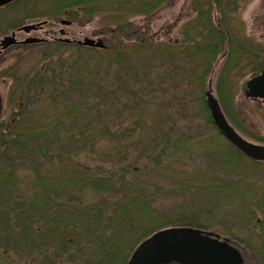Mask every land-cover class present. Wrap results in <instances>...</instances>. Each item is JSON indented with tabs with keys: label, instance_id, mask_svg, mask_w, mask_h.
<instances>
[{
	"label": "trees",
	"instance_id": "obj_1",
	"mask_svg": "<svg viewBox=\"0 0 264 264\" xmlns=\"http://www.w3.org/2000/svg\"><path fill=\"white\" fill-rule=\"evenodd\" d=\"M31 1L41 0L0 4L3 23L105 14L122 31L127 16H148L167 0H50L33 6L37 13ZM191 3L195 15L179 40L121 41L111 33L97 48L54 39L27 44L37 46L38 58L26 69L10 66V109L0 120V264H127L157 230L210 232L207 203L194 204L191 194L238 192L236 181L222 179L242 164L264 175V162L226 139L224 154L210 146L212 131L223 135L204 98L222 57L214 92L228 121L244 130L233 99L236 78L240 66L251 75L264 68V46L235 21L236 0ZM24 11L31 15L17 16ZM125 29L133 32L130 24ZM253 227L264 263V222Z\"/></svg>",
	"mask_w": 264,
	"mask_h": 264
},
{
	"label": "rangeland",
	"instance_id": "obj_2",
	"mask_svg": "<svg viewBox=\"0 0 264 264\" xmlns=\"http://www.w3.org/2000/svg\"><path fill=\"white\" fill-rule=\"evenodd\" d=\"M48 2L51 1H31L29 3V8L33 13H37L40 11L35 10L33 6L43 8V6L48 5ZM263 2V0H236L237 11L233 15L237 23H243L245 36L258 43V45L261 44L260 47L264 46ZM212 13L216 17H219V12L214 6ZM10 14L13 15V13L8 11L7 15ZM21 14L31 15L27 11H24L18 13L17 16L19 17ZM78 15L79 17H82L81 12H78ZM194 15L195 12L192 9L191 0H167L148 16H127V21H122V31L116 29L115 23L107 22V16L105 14L96 15L90 20L82 19L80 21H73V19L64 15L58 17L50 15L48 17L25 18L20 25L12 28H8L9 26L3 23L5 17L0 15V38L3 35L10 34L11 31H14L21 25L38 23L45 20V23H42L41 26H38V28L30 30L29 32L16 31L15 38L17 40H22L29 36H34L45 38L47 41H52L59 37H66L73 40L89 37L101 39L106 43L111 39V33H115L116 37L121 41H124L125 39L134 40L137 36L145 39L150 38L154 41H173L181 39L182 27L187 21L192 19ZM60 19L70 20L71 23L68 25L61 24L59 22ZM125 24L131 25L133 29L132 33L125 29ZM105 27L110 28L109 32L103 31ZM61 30L63 32H61ZM25 45L27 44L19 43L10 45L0 51V120L7 117L8 109H10L6 104L7 90L10 84V79L7 77L6 72L10 66L15 64H21L22 68L26 69L32 60L38 58L37 46ZM34 56L36 57L34 58ZM221 64L222 57H219L215 61L213 71L208 79L213 91H215L214 83ZM239 69L244 73L239 74L236 78L237 88L233 99L235 102V109L237 110L244 130L233 127L248 141L257 144H264V101L259 99L253 100L244 95L245 81L251 76V74L245 73V69L242 66H240ZM213 93L215 95V92ZM197 106L199 107V103L196 105V108ZM199 115H202V113L199 112ZM148 116L150 118L152 114ZM212 132L215 135L211 134ZM212 132L211 130L207 131V135L211 134L209 139L210 146L224 154L226 149L225 138L217 135L216 131ZM231 164L233 165V163ZM242 165L236 176L224 177L222 179V182L224 183L225 180H230L229 178L234 182L236 181L238 192L228 194V192H218V190L212 189L210 190L211 194L208 193L209 195L202 197V195L191 194L188 198L192 199L194 204L200 201H202L203 204L207 203L205 209H207L206 211L209 214L208 221H210L207 225V227H210L208 230L213 234L218 235L220 238L227 239L230 244L239 249L243 258V262L240 264H264L261 261L262 253L260 252L261 256H259L260 254L256 250L257 248L255 249L254 247L257 245V239L256 236L254 237L256 230H254L253 227L257 222H264V208L262 207L264 204V202H262L264 199L263 170L261 167L251 166L250 164ZM228 167L227 164L226 168ZM187 170H189L188 167ZM222 177L223 176L220 178ZM216 180L219 182V179ZM232 181H229V184H232ZM248 183L250 184L251 189L246 188V184ZM241 194L242 196H240ZM185 198H187V196H185ZM219 198H221V200ZM191 203L193 204V202ZM210 205L214 207V210L211 211V207L209 208ZM178 209L184 208L181 206ZM218 219L221 221V225L215 223ZM262 246H264V243ZM166 264L181 263L169 262Z\"/></svg>",
	"mask_w": 264,
	"mask_h": 264
},
{
	"label": "water",
	"instance_id": "obj_3",
	"mask_svg": "<svg viewBox=\"0 0 264 264\" xmlns=\"http://www.w3.org/2000/svg\"><path fill=\"white\" fill-rule=\"evenodd\" d=\"M7 1L9 0H0V4ZM44 22L24 24L10 34L3 35L0 38V51L16 42L34 43L44 40L34 36L23 40L15 38L16 31L29 32ZM59 22L64 25L71 23L66 19H60ZM60 39L71 40L66 37ZM74 41L91 47L104 46L101 39L84 37ZM244 95L250 98H264V68L246 80ZM204 98L215 128L247 157L264 160V144L248 141L235 130L221 110L210 86L204 91ZM171 261L183 264H239L242 262V256L235 246L210 232L203 233L188 227H168L144 238L131 253L127 264H166Z\"/></svg>",
	"mask_w": 264,
	"mask_h": 264
},
{
	"label": "flooded vegetation",
	"instance_id": "obj_4",
	"mask_svg": "<svg viewBox=\"0 0 264 264\" xmlns=\"http://www.w3.org/2000/svg\"><path fill=\"white\" fill-rule=\"evenodd\" d=\"M264 1V0H263ZM263 11H264V2H263ZM257 99V98H256ZM259 100H262V101H264V98L263 99H260V98H258ZM262 162V161H261Z\"/></svg>",
	"mask_w": 264,
	"mask_h": 264
}]
</instances>
